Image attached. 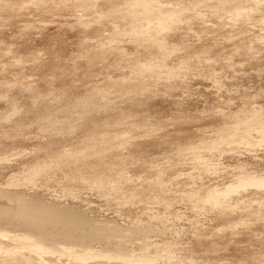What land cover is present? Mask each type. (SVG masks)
Masks as SVG:
<instances>
[{
	"label": "rangeland",
	"instance_id": "1",
	"mask_svg": "<svg viewBox=\"0 0 264 264\" xmlns=\"http://www.w3.org/2000/svg\"><path fill=\"white\" fill-rule=\"evenodd\" d=\"M141 1L0 0V195L124 233L0 264H264V0Z\"/></svg>",
	"mask_w": 264,
	"mask_h": 264
},
{
	"label": "bare ground",
	"instance_id": "2",
	"mask_svg": "<svg viewBox=\"0 0 264 264\" xmlns=\"http://www.w3.org/2000/svg\"><path fill=\"white\" fill-rule=\"evenodd\" d=\"M145 1V0H144ZM154 1V0H153ZM139 2V0H138ZM141 3H138V4H141L142 5V1L140 0ZM146 2V1H145ZM145 2L143 3V5L145 4ZM127 3V2H126ZM147 3V2H146ZM227 3V2H226ZM258 4V2H257ZM137 4H135L134 7L137 8L136 6ZM142 5V6H143ZM150 5V4H149ZM133 5H131L130 7L132 8ZM141 6V7H142ZM147 4H145V8H146ZM129 7V6H128ZM237 7V6H236ZM140 8V7H138ZM148 8V7H147ZM146 8V9H147ZM160 8V6H159ZM120 9V8H119ZM145 9V10H146ZM184 9V8H183ZM139 10V9H138ZM154 10V9H153ZM254 11V10H253ZM252 11V12H253ZM149 12V11H148ZM185 12V11H184ZM256 12V11H255ZM128 13V12H125V14ZM156 13V12H155ZM159 13V12H158ZM172 13V12H171ZM174 13V12H173ZM154 14V13H153ZM236 14V13H235ZM148 15V14H147ZM180 15V14H179ZM155 16V15H154ZM238 16V15H237ZM243 16V15H242ZM241 16V17H242ZM123 17V16H122ZM177 17V16H176ZM247 17V16H246ZM104 18V17H103ZM118 19V18H117ZM175 19V16L174 14H172V16H168V15H163L162 19L160 20V22L158 23V25L160 27H166V24L170 21L172 22V20ZM179 19V18H178ZM163 20V21H162ZM250 22V21H249ZM132 23V22H131ZM157 23V22H156ZM175 23H176V20H175ZM162 27V28H163ZM138 28V27H137ZM142 29V28H141ZM164 29V28H163ZM117 30V29H116ZM136 30V29H134ZM137 31V30H136ZM145 31V30H144ZM147 31V30H146ZM166 31V30H165ZM141 33V32H140ZM143 33V32H142ZM143 41V40H142ZM110 49V48H109ZM73 109V108H72ZM70 158V157H69ZM83 179V178H82ZM85 181V180H84ZM83 181V182H84ZM88 182V181H87ZM112 183V182H111ZM96 184V183H95ZM242 184V185H241ZM90 185V184H89ZM240 185L239 187H241L242 189L243 188H246L248 186H256V187H260L262 185H264V181H260V180H255V179H243L242 182L240 181L239 184H237V186ZM108 186V185H107ZM238 187V189H239ZM264 187V186H263ZM261 188V187H260ZM232 189V188H231ZM230 189V190H231ZM235 189V188H234ZM237 190V189H236ZM236 190L233 191L236 192ZM232 191V190H231ZM1 192V191H0ZM230 192V191H228ZM6 194L4 195V193H2L0 195V198L2 196H4L6 199V201H8L9 203V200L11 201L10 204H14L13 206L10 205L8 207V205L5 206L1 205L0 206V220H3L4 222H7L8 225H10V227L14 226L15 227H18V229L20 228L21 230H23L22 233H24V237H21L22 238V242L24 240V244L27 243V245L29 246V248L31 249H34L35 251L39 252V253H45L44 255H52L51 253H53L54 255L57 254V253H60L62 252H65L67 250V248L65 249L64 248V245H67L70 246V250H72L73 246H76L78 244V241L77 240H82V242L80 241V246L81 247H86V243H87V247L88 246H91L90 244L88 243H92V242H95V241H112V243L114 242L113 240H119L117 239L118 237L120 238V236L122 235L123 231L122 230H112V229H108L106 226L104 227L106 230L104 231V229H99L100 226L97 228L96 225H91L87 220V222H85L82 217L80 215H77L75 214V211L72 209H62V208H59L60 206H47V205H44L39 203L38 201L34 200L35 202H38L39 204H36L34 201H32L31 198H26V197H23V196H17L15 195V197L13 196H10L7 195L8 191L5 192ZM219 193V192H218ZM218 193H209L211 196H205L206 198L210 199V202L212 201L214 204V206H217V205H220L221 207V204L223 205V203H221V198L224 197V195L227 197H229V195H226V192L222 193L224 195H222L221 193L218 194ZM237 193V192H236ZM208 194V195H209ZM229 194V193H227ZM232 194V192H231ZM223 196V197H222ZM4 197H2L1 199H3ZM198 198V197H197ZM196 198V199H197ZM200 198V197H199ZM225 198V197H224ZM31 199V200H30ZM204 200V199H203ZM224 200V199H223ZM41 201V200H40ZM206 202V200H204ZM208 204V203H206ZM210 204V203H209ZM226 205V204H225ZM62 207V206H61ZM224 207V205L222 206ZM79 214V213H78ZM91 220V219H90ZM92 221V220H91ZM1 222V221H0ZM3 223V222H2ZM1 224V223H0ZM12 225V226H11ZM7 226V225H6ZM98 226V225H97ZM96 227V228H95ZM107 229L110 231V232H107ZM119 229V228H118ZM17 230V229H16ZM89 232V233H88ZM93 233V235H90V233ZM147 233V232H146ZM149 233V232H148ZM147 233V234H148ZM124 234V233H123ZM145 234V233H144ZM21 235V234H20ZM129 235V234H128ZM132 235V234H131ZM125 236V235H124ZM123 237V236H122ZM121 237V238H122ZM126 237V236H125ZM24 238V239H23ZM124 238V237H123ZM18 239V238H17ZM64 240L66 241L65 244H63V248L61 249L59 246L61 245V241H60V245L58 246V240ZM122 240V239H121ZM72 241H77V244H72L70 245ZM118 242V241H117ZM116 242V243H117ZM120 242V241H119ZM118 242V243H119ZM51 243L52 246L49 247V244ZM67 243V244H66ZM70 243V244H69ZM82 244H85V245H81ZM104 243V242H103ZM102 243V245H103ZM108 243V242H107ZM118 243H117V247L118 246ZM121 243V242H120ZM96 244V243H95ZM99 244V243H97ZM115 244V242H114ZM113 244V245H114ZM127 244V243H126ZM107 244H105L106 246ZM109 245V244H108ZM107 245V246H108ZM121 245V244H120ZM72 246V247H71ZM112 246V245H111ZM116 246V244H115ZM123 246V245H122ZM120 246V247H122ZM57 247H59L61 249V251L58 252L57 250ZM81 247H78V248H81ZM120 247L118 249H120ZM69 248V247H68ZM91 248V247H90ZM114 248V247H113ZM124 249V247H122ZM122 249V250H123ZM69 250V251H70ZM121 250V249H120ZM68 251V250H67ZM66 251V254H68ZM57 252V253H55ZM118 252V251H117ZM124 252V251H123ZM126 252V251H125ZM47 253V254H46ZM124 254V253H123ZM69 255H71V257L74 258V261L76 262H79L81 257L80 255L78 256L77 254L71 252V254L69 253ZM117 255V254H116ZM92 256H95L94 254L92 255L91 254V258H93ZM100 257H102V255L100 254L99 255ZM98 256V257H99ZM107 256V255H106ZM147 256V255H146ZM146 256H144L143 259L146 258ZM133 257V256H132ZM149 257V256H147ZM84 258V257H83ZM104 258V257H102ZM130 258V257H128ZM86 259V257H85ZM89 259H90V255H89ZM96 259V257H95ZM98 259V258H97ZM126 259V258H125ZM139 259V258H137ZM92 260V259H91ZM131 260V259H130ZM145 259L144 263L145 262H150L149 260H152V259ZM128 261V260H127ZM142 262V259L140 260ZM84 262V261H83ZM130 262V261H129ZM140 262V263H141ZM154 262V261H153ZM133 263V262H132ZM137 263V262H136ZM135 263V264H136ZM143 263V264H144ZM155 263V262H154ZM47 264V263H46ZM151 264V263H150Z\"/></svg>",
	"mask_w": 264,
	"mask_h": 264
}]
</instances>
